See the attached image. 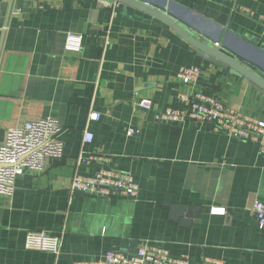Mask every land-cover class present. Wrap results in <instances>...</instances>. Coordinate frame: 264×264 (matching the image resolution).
I'll list each match as a JSON object with an SVG mask.
<instances>
[{"label": "crops", "instance_id": "0c3cea01", "mask_svg": "<svg viewBox=\"0 0 264 264\" xmlns=\"http://www.w3.org/2000/svg\"><path fill=\"white\" fill-rule=\"evenodd\" d=\"M156 2L206 36L184 27L194 39L264 70V0ZM70 34L81 36L77 53L65 50ZM189 67L200 70L198 92L264 122L262 88L144 11L114 0H0V143L7 130L47 117L58 120L63 141L60 160L48 159L41 174L25 171L13 196L0 197V264L97 261L144 245L193 264H264V228L252 212L264 203L258 144L209 123L155 119L184 109L177 73ZM139 99L152 109L138 108ZM92 112L99 120L89 121ZM100 170L129 174L138 198L70 194L76 175ZM30 231L60 234L58 255L25 250Z\"/></svg>", "mask_w": 264, "mask_h": 264}, {"label": "built area", "instance_id": "2783aa9c", "mask_svg": "<svg viewBox=\"0 0 264 264\" xmlns=\"http://www.w3.org/2000/svg\"><path fill=\"white\" fill-rule=\"evenodd\" d=\"M233 1V0H232ZM112 5V4H107ZM81 36L68 35L65 50L79 52ZM200 70L197 67L180 68L177 73L178 84L186 90L178 93V100L184 109L167 108L157 114L155 119L161 124H185L188 122L213 125L214 130L224 135L249 140L258 144V153L264 158V122L243 116L240 112L226 107L217 99L204 95L195 89ZM136 106L142 110L152 109V102L139 99ZM100 114L92 112L89 121H97ZM137 133L128 129V136ZM62 127L58 120L47 117L29 121L21 126L7 130L0 143V197H12L15 185L25 171L41 174L48 159L60 160L63 157ZM92 134L84 131L82 140L85 144L92 141ZM84 160L82 156L78 162ZM94 160L96 157H90ZM70 194L77 192L99 198H125L136 200L139 195L138 185L127 173L100 170L94 177L76 175L70 185ZM215 214H223V209H213ZM252 212L260 228H264V203L255 201ZM61 235L43 231L27 233L24 248L27 251L58 255ZM73 264H193L187 258L173 259L169 253L157 246L144 245L134 255L126 256L108 252L97 261L75 262ZM200 264H225L220 260L205 259Z\"/></svg>", "mask_w": 264, "mask_h": 264}, {"label": "water", "instance_id": "95a60500", "mask_svg": "<svg viewBox=\"0 0 264 264\" xmlns=\"http://www.w3.org/2000/svg\"><path fill=\"white\" fill-rule=\"evenodd\" d=\"M118 3L125 4L131 7H134L136 9H139L141 11H144L157 19L163 21L165 24L170 26L178 35H180L186 42H188L190 45H192L194 48L198 49L199 51L205 53L206 55L212 56L216 59H219L223 61L230 69L232 74L236 75H242L249 80H251L253 83L258 85L260 88L264 90V70L262 71L260 67L255 66V63L251 62L250 60L246 59L245 57H242L238 54L233 53L234 58H230L223 53L209 47L208 45L198 41L197 39H194L185 29L186 27L189 30H192L196 32L199 35L204 36L200 33V31L194 29L190 24L187 22H184L182 19H180L172 10L171 5L167 6L164 4H159L156 2V0H114ZM210 41L215 40L210 39ZM224 46V45H223ZM226 47V46H224ZM228 48V47H227ZM229 50V48H228ZM244 63L247 65H250L251 67H256L261 71L263 74V79H260L255 74L251 73L247 69H245L241 64ZM78 195H83L82 193L77 192ZM184 210V209H183ZM190 211V210H189ZM190 213L187 214V218H190Z\"/></svg>", "mask_w": 264, "mask_h": 264}]
</instances>
